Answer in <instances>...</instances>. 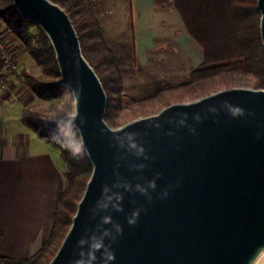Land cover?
Segmentation results:
<instances>
[{"label": "water", "instance_id": "water-1", "mask_svg": "<svg viewBox=\"0 0 264 264\" xmlns=\"http://www.w3.org/2000/svg\"><path fill=\"white\" fill-rule=\"evenodd\" d=\"M47 38L91 172L47 264H264V88L228 86L119 126L68 12L11 0ZM264 50V0H256Z\"/></svg>", "mask_w": 264, "mask_h": 264}, {"label": "trees", "instance_id": "trees-1", "mask_svg": "<svg viewBox=\"0 0 264 264\" xmlns=\"http://www.w3.org/2000/svg\"><path fill=\"white\" fill-rule=\"evenodd\" d=\"M70 15L78 33L84 56L94 67L107 94V114L120 104L125 84L122 76L124 57L131 58V48L110 49L103 38L96 18L86 10L82 0H53ZM188 36L202 51V62L193 67L188 79L174 86L194 99L203 94L217 76L235 71L250 76V85L264 88V50L259 36V13L256 0H172ZM76 18V19H75ZM0 19L22 43L28 53L49 76L43 80L28 75V84L35 95L53 100L70 90L55 83L59 76L53 50L41 31L32 42L28 28L36 25L17 11L11 0L0 1ZM90 54L93 58L90 57ZM172 86V85H171ZM161 85L152 95L138 100L132 117L144 115L153 99L163 100ZM62 113L49 114L25 107L22 122L36 135L56 149L64 163V186L53 212L49 237L27 258L17 259L0 255V264H47L57 250L71 223L77 202L91 172V164L82 149L78 135L71 126L58 122ZM112 123V118H109ZM108 121V120H107ZM109 122V121H108Z\"/></svg>", "mask_w": 264, "mask_h": 264}, {"label": "crops", "instance_id": "crops-1", "mask_svg": "<svg viewBox=\"0 0 264 264\" xmlns=\"http://www.w3.org/2000/svg\"><path fill=\"white\" fill-rule=\"evenodd\" d=\"M129 6L134 49L185 30L172 0H130ZM11 84L12 91L0 89V255L22 259L49 237L64 163L58 168L52 147L22 122L24 97Z\"/></svg>", "mask_w": 264, "mask_h": 264}, {"label": "rangeland", "instance_id": "rangeland-1", "mask_svg": "<svg viewBox=\"0 0 264 264\" xmlns=\"http://www.w3.org/2000/svg\"><path fill=\"white\" fill-rule=\"evenodd\" d=\"M1 1V0H0ZM86 10L96 18L102 31V36L110 49H119L121 46L131 48V58H123L121 64L125 89L122 93L120 104L111 109L107 114V121L112 126H119L133 118L137 111L138 100L141 97L152 95L159 85L162 87L163 100L153 99L145 106L144 115L157 112L162 106L174 101L191 100L190 94L177 89L174 84L188 79L190 70L202 62L200 46L194 42L185 30L174 28L171 34H158L155 39L146 44L149 49L140 50L133 47V33L130 26V0H82ZM76 19V18H75ZM2 21V20H1ZM10 32L11 30L4 24ZM32 42L36 43L41 37V30L37 25L28 28ZM11 35L13 33L11 32ZM13 37H15L13 35ZM18 56V70L10 79L9 89L12 84L16 86L17 93H22L25 106L49 114L72 111V98L70 92L62 97L47 100L35 95L28 84L26 74L49 79L41 66L28 55L24 45L17 39L14 40ZM139 46L140 44H136ZM90 57L93 58L90 54ZM12 75H10L11 77ZM172 85V86H171ZM228 86H251L250 76L239 72L217 76L205 94ZM204 95V94H203ZM61 115V116H62ZM112 118V123L109 120ZM53 160L61 169L63 161L56 149H51ZM64 170V166H63ZM63 174V171H62Z\"/></svg>", "mask_w": 264, "mask_h": 264}, {"label": "built area", "instance_id": "built-area-1", "mask_svg": "<svg viewBox=\"0 0 264 264\" xmlns=\"http://www.w3.org/2000/svg\"><path fill=\"white\" fill-rule=\"evenodd\" d=\"M16 37L3 26L0 19V89L8 90L10 75L18 70L17 49L15 46Z\"/></svg>", "mask_w": 264, "mask_h": 264}]
</instances>
